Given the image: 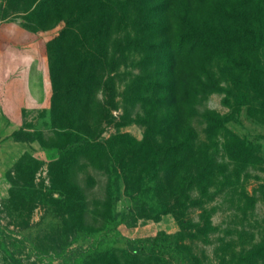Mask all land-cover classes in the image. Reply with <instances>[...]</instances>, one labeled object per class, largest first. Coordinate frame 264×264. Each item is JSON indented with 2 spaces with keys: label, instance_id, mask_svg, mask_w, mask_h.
<instances>
[{
  "label": "rangeland",
  "instance_id": "1",
  "mask_svg": "<svg viewBox=\"0 0 264 264\" xmlns=\"http://www.w3.org/2000/svg\"><path fill=\"white\" fill-rule=\"evenodd\" d=\"M45 2L0 0V51L9 52V66H16L3 72L13 74L14 91L0 92V264H98L104 254L138 264L122 255L139 244L159 242L162 248L156 251L171 264H238L240 255L264 236V120L252 98L237 100L228 93L230 88L235 95L249 88L254 94V89L245 87L238 71L224 72V61L209 67L219 88L197 103L199 114L207 110L227 116L226 128L256 155L238 169L236 193L223 191L207 206L216 232L208 240L187 241L180 250L174 247L178 222L171 213L157 216L161 198L141 167L135 161L121 164L118 144H105L117 133L143 139L144 108L136 101L135 84L158 71L146 73L140 67V57L129 52L124 36L121 47L108 42L94 69L80 68L84 48L91 45L73 35L82 30L77 21L88 24L80 13L89 5L64 0L58 21L59 16L50 19ZM69 21L74 34L50 47ZM236 61L235 66L242 63ZM52 66L59 72L55 80ZM87 74L92 104L86 112L74 113L68 101L79 93ZM194 124L201 132L202 126ZM95 136L105 144L100 158L93 153L65 156L59 150L69 141ZM229 157L225 163L230 170ZM66 179L78 188L81 200L70 202ZM244 195L254 198V206L246 205ZM198 214L192 215L194 220Z\"/></svg>",
  "mask_w": 264,
  "mask_h": 264
},
{
  "label": "trees",
  "instance_id": "2",
  "mask_svg": "<svg viewBox=\"0 0 264 264\" xmlns=\"http://www.w3.org/2000/svg\"><path fill=\"white\" fill-rule=\"evenodd\" d=\"M63 1L46 0L51 20L54 16L62 20ZM85 1L89 8L80 14L88 24L82 26L77 21L82 30L73 35L91 45L84 48L87 52L80 68L94 69L98 53L110 46L109 41L121 47L124 36L129 52L140 57V67L146 73L158 71L144 79L138 78L142 81L135 84L136 101H141L144 108L141 117L145 127L143 139L137 141L128 134L117 133L105 144L112 147L118 144L117 160L120 159L121 164L135 161V165L141 167L140 171L161 198L157 216L167 213L175 216L179 231L174 236V247L183 250L187 241L208 240L216 227L207 206L223 191L231 195L236 193L238 169L248 164V157L254 158L256 152L239 136L230 133L226 128L227 116L207 110L199 114L197 103L218 91L215 75L209 67L214 62L224 61V72L235 75L238 71L236 76L242 79L245 87L251 85L254 89V94L248 88L235 95L230 88L228 97L230 94L237 100L252 98L256 114L264 120V0ZM70 21L50 42V47L61 45L74 34L69 27ZM128 30L129 34L123 35ZM237 59L242 61L238 69ZM58 74V69L52 66L53 80ZM89 75L84 78L83 85H79V93L69 98L74 113L86 112L92 104ZM209 88L214 89L209 92ZM55 118L54 123L58 117ZM196 122L202 126L201 132ZM98 138L69 141L59 150L65 156L93 153L100 158L105 144ZM228 155L232 161L230 170V164L225 163ZM65 182L70 190V202L81 200L78 188L70 185L67 179ZM244 199L246 205L254 206V198L244 195ZM197 212L198 218L194 220L192 215ZM161 246V242L159 245L152 243L151 247L139 244L138 249L122 256L135 259L138 264L139 259L144 258L155 260L157 264H171L162 252L156 251ZM238 261V264H264V236L241 254ZM98 264L129 263L116 254H104Z\"/></svg>",
  "mask_w": 264,
  "mask_h": 264
},
{
  "label": "crops",
  "instance_id": "3",
  "mask_svg": "<svg viewBox=\"0 0 264 264\" xmlns=\"http://www.w3.org/2000/svg\"><path fill=\"white\" fill-rule=\"evenodd\" d=\"M1 26V25H0ZM4 26V25H3ZM10 53L9 52H1L0 51V92L1 93H5V94H11L14 91V83H13V74L12 76L10 75H5L4 76V71H6L7 69H12L14 70L16 68V66L10 64L9 66V61H11L12 57L9 56ZM9 60V61H8ZM43 80L42 78L40 79V81Z\"/></svg>",
  "mask_w": 264,
  "mask_h": 264
}]
</instances>
